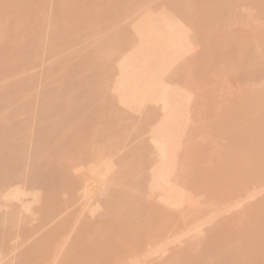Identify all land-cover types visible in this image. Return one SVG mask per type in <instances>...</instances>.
<instances>
[{
	"label": "bare ground",
	"instance_id": "bare-ground-1",
	"mask_svg": "<svg viewBox=\"0 0 264 264\" xmlns=\"http://www.w3.org/2000/svg\"><path fill=\"white\" fill-rule=\"evenodd\" d=\"M48 1L49 0H0V264H142L144 263V259L146 260L144 264H148L149 261L152 262V260H148L147 258L152 256V252H154L153 249L159 252H155L153 255L157 254L155 256L158 257L161 254L162 256H159L160 258L152 256L153 260L154 258H156V261L158 260L154 264H264V199L263 201L259 199L261 202L258 200L259 203L250 205L248 210L245 208V213H243L244 210L241 211V214H243L242 216L239 213V217L236 218L235 216L234 219L233 216V219L230 221H227L228 217H226V220L222 223H217V221H215L218 225L215 226L213 224L215 228L212 226V228H214L212 231L209 230V227L208 229L206 227L207 230L205 231V229L202 228L203 225L194 228V231H192L193 227L191 228V231L194 233H198V229L200 232H209V235L207 233L205 234L206 236L208 235L207 237L201 233L205 236L204 239L203 237H199L196 233L197 236L191 238L189 241V237L187 241L183 240L187 242V244H182L185 245L184 248L182 245H179L182 249H176V246L172 249L167 246L168 252L169 249L172 250L171 253H168L166 252L167 248L165 249L163 247H166V237L169 236V233L172 235L173 231H170V227L174 225L173 223L181 221L178 220L177 217L180 219L178 213L181 212L182 209L176 212L172 205L174 203L172 202H174V200L176 201L175 196L179 198V195L180 197L181 194L184 195L186 192L181 193L180 190L184 191L182 188L184 187L186 189L187 187V179L184 180L186 182L185 184L181 181L184 184V186H181V189H177L178 183H175L177 186L175 188L180 191H178V194L175 193V188L170 186L175 191H172L170 188V191L174 192V195L173 193L167 194V197L170 195V199L168 197L167 200L169 201H167L164 198H167L166 191H168V187L166 188L164 186V188L167 189L166 191L163 189L166 192L164 193L165 195L161 196L163 195L162 192L160 196L156 194L159 196V202L157 201L158 198L155 200L156 195H153L154 192H151V189L155 187L151 189L149 187L151 182L153 183L151 185L155 184L156 187H161L168 174H166V171H170L168 168H171V165L167 164L170 158L167 159V157L170 156L169 151L173 149V147H171L173 146V135H177V127L172 123L176 125L177 117L181 115L179 114V107H174V104H178V106L182 105L179 98L181 92L172 91L173 89L167 88L160 82L161 74L168 69L171 62L169 58L173 56V54L179 53L184 48L181 43L182 39L174 34L173 28H170L168 20L166 22L167 16L161 13L160 17L163 16L160 20L157 18L158 21H156L157 19H149L153 17L150 16L153 14L149 13V16L146 14V17L144 16L142 21L140 20L138 26H136L138 30V33L136 30V33L140 38V45L135 47V45L129 44L119 49L124 43L131 42L130 36H126V33L125 36L123 35V38H119L122 34L118 35V33H112L105 39L93 42L94 37H100V30L104 31L106 29L104 27L105 25L112 30V28L115 27L113 23L120 19L118 16V12L120 13L121 11L120 9H116V12L113 8H105L110 5V3H106L110 0H105V3L99 0V3L96 2V0H72V2L71 0H56L54 2L56 11H58L57 9H59V7L61 9L57 12L58 15L56 11V14L54 13L53 9L54 16H50L52 13L49 12V8L51 9L49 6L51 5L43 7L47 4H51V0L50 3ZM123 1L122 5L125 3H123ZM128 1L126 3L132 0ZM95 2L97 5L103 3L105 6H103V4L101 5L106 11L111 10V14H109V12L105 13L108 18L102 15L104 13L100 14L101 11L105 12L104 8L101 6H97L96 8V4H90ZM115 2L111 3V5L114 6L113 4H116ZM133 2L135 3L136 1ZM138 2L141 1L137 0L136 3ZM174 2L179 3V1L176 0L173 1V3ZM138 4L141 5V3ZM93 5L95 6L94 8ZM135 5L138 6L137 4ZM186 5L187 3L185 6ZM177 6L178 4L174 5V7ZM187 6L189 10V5ZM98 7L99 9L102 8L100 12ZM182 8L184 7H180L181 10ZM43 11V16L39 15V13L42 14ZM114 11L118 14L115 15L116 17L114 16ZM95 12H99L97 14H100L102 18H99ZM123 15L120 14V17ZM23 16L26 19L29 18V20H24L25 18L22 20ZM41 16L43 20L38 19ZM93 16L96 19L98 17V19L94 20ZM154 16L158 17L159 15L154 14ZM84 17L85 19L87 17L85 21L83 19ZM113 17L116 18H114L115 21H113ZM35 19H38L37 21L40 20V26L36 23L37 21ZM100 19H105L104 22L106 21L108 23L104 26H99V23L103 25L102 21L98 22ZM24 21L25 23L30 21L34 23L36 21L35 23L38 26L35 27V23H30V26L29 23L26 25ZM49 21L50 24L48 25ZM23 23L26 26H24ZM31 25L34 26L33 30H31ZM46 25H48V27ZM82 25L84 28H82ZM97 25L100 30L98 29V32L97 30L95 31L99 34L97 36H92L95 35V33H91L95 31H92L91 27H97ZM74 28H79V30L82 29V33L85 31L87 34L88 32L86 31H88L89 28L91 29H89V36L76 33V36L72 38L73 34L77 31H74ZM102 33L101 31V35ZM46 36H48V42L43 43ZM254 36L255 35H253V37L249 36L248 38L237 35L233 42V37L231 41L229 38V44L234 43L232 44L233 48L227 45L226 49L229 46L233 52H230L232 54L230 55V53L225 51V54L222 55L223 57L221 60L224 64L223 66L229 63V65L235 69L234 71H236V68L237 71L243 70V77L246 73L248 76V72L254 70H256V73L264 71V50H261L259 45V39L264 42V34L261 38ZM70 37L71 39H69ZM115 38L118 42L115 41ZM88 43H90L89 46ZM62 44L67 45L63 47V49L67 47V51L62 50ZM57 48H61V52L59 50L61 56L64 53H68L67 56L70 54L69 56L71 59L69 60L73 62V65L69 63L72 65V68H70L69 65V69H67L68 67H65V65H68L67 63L70 61H67L66 55L64 54L67 62L65 60H63V62H66L65 64L60 62L62 66H64L63 68H65L63 69L64 74L61 72L63 75L60 82L62 83L61 85L58 81L54 82L55 80L50 82L47 81L44 84V88L41 89L40 92H37L32 84L34 82L32 80H35V78L31 79L34 76L31 75L29 77L25 75L19 78L12 77L15 72H19L22 68L29 71L38 65L37 63L45 49L49 50L50 55L47 56L49 58L45 63H47L49 59L51 60V66L47 72L51 74L54 73V71L60 70L62 68L61 64L59 62V66L56 64L59 55ZM118 49L119 51L115 56L114 52ZM72 59H75V61H72ZM230 66L226 65L225 67L230 68ZM112 67L118 68L121 73L115 87L119 90V94L121 93L120 95H122V98L125 96L126 98L130 97L127 100L133 98L136 100L161 99L164 101L167 109L165 113L167 115V121L165 119L166 123H163L164 125L162 124L156 131L157 134L154 137V142L157 147L156 150L160 152V154L157 153V155H160L159 157L161 158L156 157L157 159L153 163L151 161L152 158H150L151 149L149 150L148 147L143 144L138 147L131 146L133 148L129 147V149H125L118 159V165L120 167L122 166L124 171L122 170L118 177L114 179L111 178L109 182L107 181L106 198H104L102 202L100 200L101 203L99 202L103 205L104 212H102L101 215L99 214L96 218L92 217V220H89L91 218H88V220L85 219V221L83 219L82 221L84 222H79L80 224L78 223V225L75 226L76 224L68 218L69 216L67 217L64 215L59 218L64 211V205H67L68 202L65 201V204L63 202L61 205L59 204L58 206L61 207L56 211L54 209L51 210V205L53 206L59 202L60 199L58 197L62 193L68 194L66 191L71 192L69 194L73 197L77 195L78 188L76 187L77 189H75V186H79L83 183V178L81 179L79 175L76 176L74 174L78 167L85 164V162L95 161L103 150L111 148V146H119L118 143L112 140L115 133L114 122L112 124V121L115 120L113 116H116V114L118 116V112L112 113L114 114L112 116L107 114L114 120L110 119L112 120L110 121L108 119L106 122L101 121V118L99 119L100 116L102 120H104L103 118L105 117L102 116L103 113L100 115L99 112H105L108 109H100L99 112L96 110L98 104H104L103 100H105L106 104L102 105V107L107 105L106 99L108 97H105L107 95L103 94V85L101 87L100 85L102 82L107 81L106 76L103 75L107 74ZM245 68H247V70ZM67 70L68 72H66ZM242 72L239 73V76H242ZM80 74L83 76L78 77ZM258 77H262V75H250L247 78H251L249 82L256 83ZM100 95L105 99L102 100ZM247 98H250L252 102L243 105ZM262 99H264V91H254L252 93L248 91L246 94H241L237 98V106L233 108V110L229 106L225 108L222 118L231 119V123L230 125L222 126V129L225 134H229L228 137L231 139L230 143L234 146L244 142L243 144L245 147L242 145L244 151L243 149L234 151L232 147H230V149L228 148L227 151L224 152L225 157L228 160L231 159L230 165H228L227 168L226 166H221L222 161L219 162V160H214V163L211 160V164L206 159V161L204 160L202 162V156L200 155L201 162L199 161L198 164L202 163V165H209L200 166L199 164L201 168L199 166L197 168L195 165L196 170H198L197 172L195 171V175L193 174L191 178L189 176L191 172L189 171L190 174L187 176L190 178L188 182L190 184L192 183L191 186H193L191 189L197 188L198 190V188H202L201 185L204 187L203 180L205 181L207 178H211L214 180L215 186L217 185V187L213 189L214 194L217 196V198L214 196V200L221 202L218 199L219 197L220 199L232 198L235 200L236 196H241V194L237 195V193L245 191L250 185L251 187L254 186L253 184L257 186L264 181V178H258L264 175V159L261 160V157L264 158V144L262 146V143L259 141L257 142V138H254L259 135H257V129L253 127L254 123H257L259 118L264 120V101H262ZM35 100H37L36 103H39L36 109L33 108L36 104ZM95 104H97L96 107L94 106ZM100 105L99 107L102 108ZM91 107L96 108L95 114ZM32 108L33 112L31 111ZM108 111L109 113L111 112L110 108ZM29 113L31 114V118L33 116L32 120L35 119L31 124H29L31 118L28 120V124L22 118L25 114L29 115ZM29 117L30 115L28 118ZM107 118H109V116H107ZM226 123L227 122H225V124ZM29 129L32 131L34 130L33 133L30 132ZM188 147L189 146H187V149ZM192 148L193 147L189 148V150L191 149L190 151H192ZM189 150L188 152L190 153ZM194 150L198 151L197 148H194L193 151ZM154 159L155 158H153V160ZM251 162H253V164L250 169L245 170L240 168L244 164H250ZM149 166H152V171L150 168L148 169ZM173 169L177 168L173 166L171 171ZM192 169V173H194L195 168ZM148 170H150L151 173L148 172ZM170 172L169 174H171ZM176 172L178 173L179 170ZM149 174L152 177V180L150 179L151 182L148 181ZM101 176L103 177L104 175L101 174ZM167 178L166 180H169V177ZM257 178L262 179V181H258ZM147 182L150 183L148 184ZM168 182L169 181L166 182L167 186ZM259 182L261 183L258 184ZM86 185L87 184H85V186ZM260 188L259 186V189ZM211 189L208 187L207 190L212 193ZM203 190H205V188L200 190V192ZM248 190L251 192V190L254 189L252 187L251 189L248 188ZM208 191L206 193H208ZM200 192L195 190L194 194L197 193V195L199 194L201 197L204 191ZM187 194H185V197L189 196ZM189 194L193 196V193ZM209 194L208 199L211 195ZM244 194L245 196H243ZM244 194H242L245 198L243 200L248 199L249 197H246L247 193L244 192ZM151 195H153L152 197L155 196L153 198L154 200L151 198ZM171 195L174 196L173 200L171 199ZM254 195H256V192L253 191L251 197ZM162 197H164V204H166V201L167 204L168 202L171 203L173 212H165L169 204L168 206L164 205V208L160 206L163 203L161 201ZM203 198L205 199V197ZM189 199H187V201ZM196 199L194 201L193 198L195 204H192L194 206H197ZM182 200H184V198ZM191 200H189L188 203ZM243 200H240V202H245ZM178 201L180 202L179 199ZM185 201L186 200H184V202ZM206 201L210 200H205V202ZM212 201L213 200H211V202ZM222 201L231 203L227 200ZM184 202L181 203L183 204ZM211 202H209V204ZM240 202L237 200L234 203L239 204ZM221 204L223 203L221 202ZM250 204H252V202ZM93 205H95V203H93ZM175 205L177 204H174V206ZM186 205L187 204H185V206ZM210 205L212 209L214 203ZM210 205H208V208H210ZM225 205L227 204L225 203ZM67 206L66 210L68 209ZM228 206L229 205L226 206L227 209H229ZM170 207L171 206L168 208L171 209ZM217 207L220 208L221 206L219 205L215 208ZM222 207L224 208L225 206ZM184 208L187 209L188 207ZM193 208L189 209L191 210ZM205 208L207 207L205 206ZM215 208L213 210H215ZM221 208L220 212L222 210ZM99 209L97 210L98 213ZM194 209H196V213H200L199 208ZM94 210L96 211V209ZM190 210L189 213L185 215L190 214L188 215V219L190 221V217H192V224H189L191 223L189 221L187 222L189 225H194L197 220L202 218L198 219V216H200L198 215L199 213H193L195 217L197 216V219L195 218L196 220H194V216H192ZM175 214L178 216H175ZM97 215L98 214H96V216ZM180 215L182 216V212ZM184 219L188 220L186 218ZM185 220L181 221V224ZM71 222L75 225H70L73 224ZM188 224L186 223L185 225L190 227ZM235 224L239 226L242 225V227L237 226L239 229L236 228V230L234 227ZM196 225L197 224H195V226ZM179 227L183 228L184 226L182 225ZM179 227L177 226V228H175V232L180 230L178 229ZM201 228L204 231H201ZM232 230H235V232ZM179 232L176 234H179ZM174 234L175 233H173L172 237ZM201 234L199 233V235ZM171 235L169 237H171ZM192 236L194 235L190 237ZM169 237L168 242L170 243L169 239L171 240L172 238ZM177 238H175L176 242H179ZM175 239H172L171 242L175 241ZM162 241L164 242L162 243ZM160 249H165L166 251L164 250L163 252L168 254L165 255L163 253L164 255H162V253H160L162 251H159ZM146 252H149L151 256L149 254V257L146 256ZM144 256H146V258ZM142 257L144 258L142 259Z\"/></svg>",
	"mask_w": 264,
	"mask_h": 264
},
{
	"label": "rangeland",
	"instance_id": "rangeland-1",
	"mask_svg": "<svg viewBox=\"0 0 264 264\" xmlns=\"http://www.w3.org/2000/svg\"><path fill=\"white\" fill-rule=\"evenodd\" d=\"M55 1L56 0H51V4H47V5L43 6V7H47V6L51 5V6H49V7H51V9L49 8V10H50L49 12L52 13V14H50V16L51 15L54 16L59 11V9H61L59 7V9H57L58 11H56V9H55L56 5H54ZM99 1L105 3L108 0H106V1L105 0H103V1L99 0ZM99 1L96 0V2H98V3H99ZM110 1L106 2V3H110V5L105 7L106 9L108 7H110L108 9L113 8V10H115L116 12H117L116 9L121 10L120 13L118 12L119 15L117 13H115V11H114L115 14L112 13V14H114V16L117 14L120 18V19L117 18L118 19L117 21H115L116 16L112 18L113 21H115V23H113V25L115 27L112 28V30L107 25H105L108 22H106V21L104 22V20L106 18H108L105 15V13L109 12V14H111V10L106 11V9L103 7L105 5L101 2L100 3L103 4V6L101 4L97 5L96 2L90 3V4H96L95 5L96 8H97V6H101L102 8H104L105 12H102L101 11L102 8L100 7L101 9H99V7H98L99 12L101 11L100 14L104 13L102 15L106 17L105 19H103V20L100 19L98 21V22L102 21L103 25H101L102 23H99L100 25L99 24L98 25L99 26L105 25L104 27L106 28L105 29L106 31L108 29L111 30V31L108 30L106 32L105 30L104 31L100 30L98 25H97L98 28L96 26H92L91 27L92 29L89 28L92 31L97 30V32H98L100 30V32H99L100 34L97 33L96 31L91 33V34L95 33V35H92V36H97L98 34L100 35V37L99 36L94 37L93 42H97L99 40L105 39V38L109 37L112 33H118V35L122 34V36H120L119 38H123V35L125 36L127 34L126 36L129 35L130 39H131L130 43H124L119 49H122V48L128 46L129 44L135 45V47L139 46L140 45V38H139V35L137 34L138 30L136 29L137 28L136 26H138L139 21L140 20L142 21V18L144 16L146 17V14L148 15L150 13V14H153V15H150V16H153V17L149 18L151 20H156L157 18L160 20L161 17L165 14L167 16L166 22L168 20L169 26L171 29L173 28L172 30H173L174 34L182 39L181 43H182V47H184L182 51H180L179 53L173 54V56H171L169 58V60L171 59L169 67L163 74H161V77H160L161 84H163L167 88L173 89L172 91H177L179 93L181 92L179 95V98H180L182 105L178 106V104H174V107L175 106L179 107V114H181V115H179L177 117L178 119H177L176 125L174 123H172L174 126L177 127L176 128L177 129V135H173L174 136L173 138L171 137L173 139V142L171 139V142L173 144L169 141L173 145V146H171V147H173V149H171L172 151H169L170 156L167 157V159L170 158L167 161L168 162L167 164L171 165L170 166L171 168H168V169H170V171H171L173 166L176 167L177 169H173L171 172L166 171V174L167 173L168 174L165 178L168 179L167 177H169V180L165 179V181L166 182L169 181L168 186H167L165 181H164L165 183L163 182V185L161 187L157 186L158 188L155 186V184L151 185L153 183L150 181V179L152 178L150 174H149L150 176L148 178V181H150L151 183L150 182H147V183L148 184L150 183L149 184L150 189L152 187L157 188V189H155V188L151 189L152 191L150 190L151 192H154L153 195L159 194V196H160V193L162 192L163 195H161V196H164L165 195L164 193L167 192L166 193V197H167V194H169V193H171V194L173 193V195H174V192H172V191H175V190H176L175 193L178 194L179 190H177V189L178 188L181 189L182 188L181 186H184V184L187 182L186 183L187 184L186 189L183 187L182 189L184 191H182V190H180V191H181V193L186 192L185 194H187L188 191L190 190L189 193H193V196H192V194H189V193L187 194V195H189L188 197H185L186 196L185 194L184 195L181 194V197L179 195V198L177 196H175L176 201L175 200H174V202L171 201L172 203L177 204V205H175L176 208H175L174 204H172L176 212H179L180 209H182L181 210L182 216L180 215L181 212H179L178 214L180 216V219H179V217H177V219L181 220V221L185 220L184 218L188 219V217H189L188 215H190V214H187V215H185V214L189 213V210H190L189 208H193L194 205L192 203L195 204L194 201L196 198H197L196 201L198 202V203L196 202V205L198 207L194 206V208H199L200 213L199 212L196 213V209H194V208H193L194 210L193 209L190 210V213L192 214V216H194V218H193L194 220L197 219V216L195 217V215H193V213L194 214L199 213L198 215H200V216H198V219H200V218H202V219L197 220L195 223L193 222L194 225H189V224H192V222H191L192 217H190V221H189V219L185 220L184 221L185 223L182 222V224H181V221L177 222L178 224L176 222L173 223L174 225H172V227H170L171 228L170 231L171 230L173 231L172 235H173V233H175L173 237L177 238L179 236L177 238V240L179 242H176V239L173 238L170 233H169V236L171 235V237H169L167 234V236L169 238L175 239V241H172L174 243V245H173V243L171 242L172 239L171 240L169 239V241H170V243H169L168 237H166V239H165L166 247L165 246H163V247L165 249L167 248V251L165 249L164 250L166 252H168V247H171L173 249V247L176 246V249H178V248H180L179 245L181 246L183 243H185V245H186L187 242H185V241H187L188 237H189L188 241L191 238L197 236V234L199 237H203V239L205 238V236H206L205 234L207 232H205V233L200 232L199 229L197 228L198 233L197 232L194 233V232H192V231H194V228H196L198 226L200 227L203 225L202 228H204L205 231L208 229V227H209V230L212 231V229L214 230V228H215L214 225L216 226V225H218L217 223H222L224 220H226V217H228L227 221L232 220L233 216L235 219V216H236V218L240 216V214L242 213L241 211L244 210L243 213H245L246 210H248V208L250 207V205H253V203H255V204L259 203L260 200L263 201V199H264L263 198L264 197V181L262 183L261 182L258 183V184L261 183L260 185H257L258 188L255 184H253L254 186H252V187L254 190H251L252 193L249 192V190H248V188L249 189L252 188L251 185H250V187L245 189V191H241L240 193H237V195L241 194V196L240 195H238L240 197L236 196L235 200L230 198L231 199V201H230V199H228V198L220 199V197H219L218 199L223 204H221V202H219L218 200H214L215 197L217 198V196L214 194L213 189H214V187H217V185L215 186V184H214L215 182L213 179L207 178L205 181L202 179L204 187L201 185L202 184L201 183L200 185L202 188H200V189L198 188V190H197V188H193L194 190L191 189L193 187V186H191L192 183L190 184L188 182V180L193 176V174L195 175V171L197 172L198 169L196 170V167L198 168V166L200 164V163L198 164V162L201 160V156H202V162L206 159L211 164L212 161L214 163V160H216V161L219 160V162L222 161L221 166L223 165V166H226V168H227V166L230 165L231 159L228 160L225 157L224 152H226L228 148L230 149V147H232V149H234V151H238L239 149H243L242 145L245 147V145L243 144L244 142L238 143L235 146L232 143H230L231 139L228 137L229 134L224 133L222 126L230 125L231 119L222 118V114H223L226 107L229 106L233 110V108H235L237 106V98L241 94L244 95L248 91H250L251 93L254 91H262V92L264 91V71H259L256 73L255 72L256 70H254V71L248 72V74H249L248 76L246 73V75L243 77V72H242L243 70L237 71V68H236V71H237L236 72V71H234L235 69H233L229 65V63L226 65L230 66V68L225 67L226 65L223 66L224 64H223L221 58L223 57L222 55L225 54V51L228 53L233 52V50L231 48H233L232 44H234V43H232V44L230 43L231 45L229 44L232 37H233L232 38V42H233L236 39L237 35H241L243 37L245 36L248 38H249V36L253 37V35H255V36H258L261 38V36L264 34V0H176V1H179V3L174 2L175 4L173 3V1H175V0H144L145 2L143 0H139L141 2H138V3H141V5L136 3L137 0H132L131 2H129L130 0L129 1L127 0L129 3H126L127 2L126 0H124V1L122 0L123 3L125 2L124 5H122V1H120V0H118V2H117V0H115L116 2L113 0H110ZM133 1H136V2L134 3ZM48 2L50 3V0ZM71 2H72V0H71ZM114 2L117 5L113 4L114 6H112L111 3H114ZM142 3H144V4H142ZM184 3L185 4L187 3V5H189V10L187 8L188 6L187 5L185 6ZM135 4H137L138 6H136ZM177 4H178V6L174 7V5H177ZM180 4H183L184 6L180 5ZM95 6L93 5V8ZM180 7H184V8L186 7L185 8L186 10L184 8H182V10H181ZM53 9H54V13L56 11L55 14L53 13ZM99 12H97V13H99ZM40 13H39V15L43 16L44 11L42 12V14H40ZM161 13L163 15L160 17ZM100 14L99 15L97 14V15L99 18H102V16ZM120 14H122V15L124 14V15L120 17ZM126 14H127V16H126ZM154 14L155 15L158 14L159 16L158 17L154 16ZM57 15H58V13H57ZM42 16L40 18H38L39 17L38 16L37 18L43 20ZM98 17H97V19H98ZM24 18L25 17L23 16L22 20ZM38 19H35V20L37 21ZM83 19L85 21L87 19V17H86V19H85V17ZM97 19L94 17V20H97ZM158 19L156 21H158ZM24 20L28 21L29 18L28 19L25 18ZM39 21L36 22V23H38V25L40 23ZM32 22H33V20H32ZM32 22L30 21L27 23H29V26H30V23L31 24L35 23V22L34 23H32ZM19 23H20V21H19ZM24 23H25V21H24ZM24 23H23V25H24ZM27 23H25V24L28 25ZM36 23H35V27L38 26V25H36ZM111 23H112V21H111ZM49 24H50V21L48 22V25ZM26 25H24V26H26ZM48 25H46V26L48 27ZM93 27H94V30H93ZM31 28H32L31 30H33L34 26L31 25ZM82 28H84L83 25H82ZM95 28H97V29H95ZM89 29H88V31H86V32H88V34H87L84 31L85 29L83 30L84 32L82 33V31H81L82 29L79 30V28L78 29L74 28V31L79 30L80 32L76 31L74 33L75 35L73 34L72 38L74 36H76V33L77 34L80 33L82 35L86 34L87 36H89V33H90ZM136 30H137V33H136ZM101 31L104 34L102 33V35H101ZM45 38L46 39H44L43 43L48 42V36H46ZM229 38H230V41L228 40ZM69 39H71V37ZM120 40H122V39H120ZM115 41H117L116 38H115ZM89 45H90V43H88V46ZM227 45L232 46V47L230 48L228 46L226 49ZM259 45H260L261 50H264V42L262 40L260 41V39H259ZM65 46H67V45L62 44V47L60 46L63 51H65L67 48L66 47L65 49H63V47H65ZM61 48L60 49L57 48L58 52H59V50L61 52ZM119 49L114 52L115 56H116L117 52L119 51ZM228 50H230V51H228ZM60 52H59V55L57 57V60H56L57 63L56 64H58V62L65 64L69 59H71L69 56L70 54L67 56L68 53H64L66 55V59H67V61H66L64 54L62 53L63 54L62 55L63 57H62ZM230 55H232V54L230 53ZM47 56H50L49 50L45 49V51L42 52V55H41L39 62L37 63L38 65H36L34 68H32L29 71H26L25 68H22L21 70H19V72H15L14 76H12V77L19 78L20 76H25V75L26 76L28 75L29 77L31 75L34 76L31 79L35 78V80L34 79L32 80V81H34L32 84H33V86L37 92H40V90L44 88V84L47 81L50 82L52 80H55L54 82L58 81V83H60L61 78H63L62 73L64 74L63 69H65V68H63L64 66H62V64L60 63L62 66V68L60 70H62V71L57 70V71H54V73H51V74L48 73L47 70L51 66V60L49 59L48 62L45 63V61H47V59L49 58ZM59 56H61V57H59ZM63 60H65L66 62H63ZM73 60L75 61V59H72V61ZM69 63H71L73 65V62H71V61L68 62L67 63L68 65H65V67L66 66L68 67L67 69H69V65H70V68H72V65ZM60 64H58V66ZM245 69L247 70V68H245ZM66 72H68V70ZM240 72H242V76H239ZM120 75H121V73H120L119 69L113 68V67L111 68V70L109 72H107V74L103 75V76H106L107 81L102 82L100 87L103 85L102 86L104 89L103 94L107 95V96L104 95L106 98L108 97L106 99L107 105H105V107L104 106L102 107V105H104L106 103H105V100H103L105 98H102L103 96L100 95V97L102 96L101 98L104 101V104L99 102V103H101V105L98 104V107H96L97 104H95L94 106L97 109L93 108L94 106L91 107L94 110V114H95L96 110H98L97 112H99L100 109L103 110V109L107 108L109 110V108H110V110H111L110 113L107 109H106L107 111H105V112L104 111L99 112L100 115H102L101 113H103V115H102L103 117L105 116L107 118V116H109V118H107V119L104 117L103 118L104 120H102L101 116L99 117V119L101 118V121H106V122L108 121V119L109 120L112 119V117L110 118V115L111 116L114 115L112 113L118 112V116L116 114L117 120H116V116H113V118H115L116 122L114 119H112L114 121H112V120H110V121H112V124L114 122L113 125L115 127V129H114L115 133H114V137L112 140H114V142L118 143L119 146L116 147V145H115V146H111V148L103 150L102 153L100 154V156L95 161L85 162V164L78 167L77 170L74 172V174L76 176L79 175L81 179L83 178L82 179L83 183L79 186H75V189L78 188V191L76 193L77 195L75 197H73V196H71V194H69L71 192L66 191V192H68V194L62 193L63 195L62 194L60 195L62 198L60 196L58 197L61 200V201L59 200V202H61V203L57 202L53 206L51 205V210L54 209L56 211L57 209H59L61 207V206L60 207L58 206L59 204L61 205L62 202L64 204L66 202H68V204H67L68 206L66 204L65 205L63 204L65 206L64 211L59 216V218L64 216V215L67 217L69 216L68 218H70L76 224L75 225L73 222H71L73 224H70V225H73V226L74 225L77 226L79 222L80 223L84 222L85 219L88 220V218H91L89 220H92V217L96 218L99 216V214L101 215V213L104 212V207L100 203L104 200V198H106L105 192H106V187H108L109 180H111V178L114 179L115 177H118V175L121 174L122 170L124 171V168L122 166L120 167L118 165L119 164L118 159L120 158L121 154H123L125 149H127V148L129 149V147L133 148L131 146H134V147L137 146L138 147L139 145L143 144L144 146H147L149 150L150 149L152 150V151L150 150V152H151L150 158H152L151 161L153 163L160 156V155L159 156L157 155V153L160 154V152H158L156 150L157 147H156L155 142H154V137L157 134L156 131L162 126L163 123L165 124L167 121V118H166L167 115L165 114L167 112L166 105L164 104V101L161 99H159V100L137 99L136 100V99L131 98V99L127 100L130 97L126 98L125 96H123V98H122V95H120L121 93L119 94V90L115 87L118 79L120 78ZM250 75L251 76L262 75V77H258L257 82L252 83V82H249L251 80V78H247ZM81 76H83V75L80 74L78 77H81ZM102 78H104V77H102ZM61 84L62 83H60V85ZM97 86L99 87L98 84H97ZM116 90H118V91H116ZM119 95L121 96V98ZM101 98H100V101H101ZM36 101L37 100H35V103H36ZM262 101H264V99H262ZM108 102H109V104H108ZM251 102H252L251 99L247 98L243 105L249 104ZM99 105L102 108H100ZM108 105H109V107H108ZM38 106H39V103L37 102L35 104V106H33V108L36 109ZM33 108L31 110L32 112H33ZM180 109H181V111H180ZM107 114H110V115H107ZM29 115H30V117L28 118ZM29 115L25 114V116L22 117L26 123L31 118L30 113H29ZM33 116H34V114H33ZM33 116L29 120V121H31L29 124L34 122L35 119L32 120ZM22 118H21V120H22ZM26 118H28V119H26ZM165 119H166V121H165ZM257 121H258L257 123H254L253 127L255 129H257V135H259V136H257V137L255 136L254 138L255 139L257 138L256 141L257 142L259 141L260 143H262L261 145L263 146V144H264V132H263L264 131V120H261L259 118ZM225 122H227V123L225 124ZM173 125H172V127H173ZM232 127H234V126H232ZM29 130L32 133L34 131V130L32 131L31 129H29ZM258 132L260 134L261 133L262 134L260 135ZM188 144H190V145H188ZM195 145H196V147H195ZM187 146H189L188 149H187ZM246 146H247V144H246ZM191 147H193L192 151L194 148L195 149L197 148L198 151H196V150H194L193 152L190 151L191 149L189 150V148H191ZM188 150L190 151V153L188 152ZM243 151H244V149H243ZM197 152H199V153H197ZM200 152H202V153H200ZM216 154H218V155H216ZM260 156H262V155H260ZM203 157H204V159H203ZM153 158H155V159L153 160ZM159 158H161V157H159ZM263 159L264 158L261 157V160H263ZM204 163H207V162H204ZM252 164H253V162H251L250 164H244L240 168L247 170V169L251 168ZM195 165H196V167H195ZM203 165H206V164H203ZM203 165H202V163L200 164V166H203ZM207 165H209V164H207ZM151 167L149 166L148 169L150 168V170L152 171L153 169ZM192 168H195L194 173H192L193 172ZM168 169H166V170H168ZM150 170H148V172L151 173ZM175 170L176 171L179 170V172L177 173ZM189 171L191 172V175H189L190 174ZM169 172L171 174H169ZM173 172L174 173L176 172V173L174 174ZM101 174L104 176L102 177ZM173 175H175L176 177ZM187 175H189L190 178H188L189 176H187ZM256 176H259V175H256ZM262 176H264V175H262ZM262 176L258 177V178H264ZM186 179H187V181L185 182L184 180H186ZM85 180L87 181V183ZM259 180L262 181V179H258V181ZM173 181H176V182H173ZM169 183H171V184H169ZM175 183H178L177 184L178 187L176 186ZM85 184H87V185L85 186ZM213 184H214V186H213ZM104 185H106V186H104ZM117 186H119V185H117ZM164 186L166 188L168 187L167 188L168 191H170L172 189L171 188L172 186H173V188L177 187V189L175 188V190L172 189V191L168 192V191H166L167 189L164 188ZM259 186L261 187L260 189H259ZM208 187H209V189L212 188L211 189L212 193H211V191L207 190ZM255 187L257 190L255 189ZM81 188H83V189H81ZM204 188L206 190V191L203 190L204 193H206L208 191V193H206V194L203 193L204 196H203V194L201 195V197L199 196V194L197 195V193L194 194L195 190L200 192V190H202ZM157 190H158V192H157ZM80 191H81V193H80ZM191 191H193V192H191ZM203 191H201V192H203ZM253 191L256 192V195L251 197L253 195ZM209 192L211 195L209 194ZM244 192L247 193L246 197L248 196L249 200L248 199L243 200V199H245L243 197V196H245ZM208 194L210 195L209 199H208V197H209ZM242 194H244V195L242 196ZM248 194L251 196H249ZM153 195H151L152 199L155 197V196L152 197ZM157 195H156L155 200L158 198L157 199V201H158L160 199H159V196H157ZM173 195H171L172 200L174 197ZM182 195H183L184 200H186L185 202H184V200H182L183 199ZM190 195L192 198L190 197ZM169 196L170 195H168V197ZM77 197H79V198H77ZM168 197L167 198L162 197L161 201L162 202L164 201L163 198L167 200ZM203 197H205V199ZM186 198L187 199L190 198L189 200L192 199L191 200L192 202L190 201L188 203L189 200L187 201ZM193 198H194V201H193ZM250 198H252V199H250ZM169 199H170V197H169ZM178 199L180 200V202L178 201ZM200 199H201V201H200ZM62 200H64V201H62ZM100 200H101V202H100ZM203 200H204V202H205V200H210V201H206L204 204ZM211 200H213L215 202H213V201L211 202ZM222 200H227L231 203L224 202ZM237 200H239V202H240V200L241 201L243 200L245 202H240L239 204H235L234 202ZM167 201H169V200H167ZM167 201H166V204H164V202H163L160 206L162 208H164V205L168 206V204H169V206H171L170 207L171 209H169L168 208L169 206H168L167 207L168 210L166 211V209H167L166 208L165 212H168V211L173 212V209H172L173 207H172L171 203L168 202V204H167ZM96 202H98V203H96ZM181 202H184L187 205L185 206V204L183 203L184 204L183 205ZM202 202L204 205L202 204ZM209 202H211L212 204L214 203V205H212L214 208L216 206H219V205L221 207L225 206L224 208H226V206L229 205L228 206L229 209H227V208L224 209L223 207L222 208L220 207L222 209L220 212V208L217 207L219 211L217 210V208H215V210H216L215 211V210H213L214 209L213 207L211 209V205H210L211 203L209 204ZM251 202H252V204H250ZM93 203H95V205H93ZM225 203L227 205H225ZM232 203H233V207H232ZM236 203H238V202H236ZM72 204H74V205H72ZM96 204H100V205H96ZM201 204H202V206H201ZM207 204L210 205V208H208L209 206ZM66 206L68 208L67 210H66ZM205 206L208 208V210H207V208H205ZM90 207L93 209H91ZM99 207H100V209H99ZM184 207H186V208L188 207V208L185 209ZM203 208H205L206 210ZM245 208H246V210H245ZM94 209H96V211ZM98 209H99V213L97 211ZM90 210H92V211H90ZM192 210H193V212H192ZM175 211H174V213H175ZM67 213L70 215H68ZM96 214H98V215L96 216ZM235 214H237L238 216ZM218 215H221L224 219ZM242 215L243 214H241V216ZM175 216H178V215L175 214ZM213 218H214V220H213ZM83 219H84V221H82ZM207 220H209L211 222V224ZM187 221H189L191 223L188 224ZM215 221H217V223H215ZM198 222L200 225L198 224ZM186 223L190 227H187L185 225ZM202 223H204V224H202ZM195 224H197V225L195 226ZM236 224H238V223H236ZM176 225L178 227L182 226V225L185 227V228L183 227L184 229L179 227L178 229H180V230H178V231L176 229L177 232L180 231L179 232L180 235L176 234L177 232H175V228H177ZM235 225H234V227L236 229L237 226L240 225V223H239V225H236V226ZM212 226L214 228H212ZM192 227H193V230L191 229ZM206 227H207V229H206ZM239 227H242V225ZM172 228H174V229H172ZM202 228H201V231L203 230ZM197 229H196V231H197ZM237 229H239V228H237ZM232 231L235 232V230H232ZM191 232H192V234H191ZM199 233L200 234L202 233L205 236L202 234L199 235ZM207 234L209 235V232ZM175 235L176 236L178 235V236L176 237ZM189 235L190 236L194 235V236L190 237ZM166 240H167V242H166ZM183 240H185V241H183ZM163 242L164 241H162V243ZM162 243H160V244L163 245ZM177 243H179V244H177ZM185 245H182V247L184 248ZM180 249H182V248H180ZM164 250H161V249L159 250V251H162V252H160V253H162V255H164L166 253V252L165 253L163 252ZM170 250L171 249H169V252L171 253L172 250L171 251ZM153 251L154 252H152V256H154L156 258H158L159 256L162 257L161 254L158 257L155 256L157 254L153 255V253L156 252L154 249H153ZM156 253H159V252H156ZM148 254H149V252L145 255L148 256ZM167 254H165V255H167ZM146 256H144V257L146 258ZM152 256L151 257L148 256L151 259H149V258H147V259L152 260V262L154 261L153 262V264H154L158 260L156 261L155 260L156 258H154V260H153ZM144 257H142V259ZM143 262L146 263V260L144 259ZM152 262L149 261V263H148V261H147L148 264H152ZM144 263H142V264H144Z\"/></svg>",
	"mask_w": 264,
	"mask_h": 264
}]
</instances>
